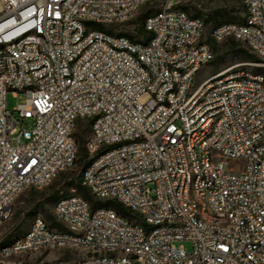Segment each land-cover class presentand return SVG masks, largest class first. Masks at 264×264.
<instances>
[{
	"label": "built area",
	"instance_id": "obj_1",
	"mask_svg": "<svg viewBox=\"0 0 264 264\" xmlns=\"http://www.w3.org/2000/svg\"><path fill=\"white\" fill-rule=\"evenodd\" d=\"M181 1L0 0V224L75 166L81 123L82 185L136 216L61 196L64 230L35 219L0 264H70L30 261L64 248L83 254L76 264H264V74L199 82L214 52ZM244 5V22L212 38L243 42L264 69V0ZM148 12V42L105 29ZM9 93L26 103L10 112Z\"/></svg>",
	"mask_w": 264,
	"mask_h": 264
},
{
	"label": "rangeland",
	"instance_id": "obj_2",
	"mask_svg": "<svg viewBox=\"0 0 264 264\" xmlns=\"http://www.w3.org/2000/svg\"><path fill=\"white\" fill-rule=\"evenodd\" d=\"M181 5H188L189 14L195 16L199 14L205 22L203 33V41L211 47L214 52V60L200 73L198 81L201 82L218 72L235 69H244L250 73H257L259 67L254 66L256 63L250 58L252 55L260 60V58L253 53L246 44L233 38H226L221 41H216L212 38L213 30L222 24L242 23L245 19L246 11L244 0H182ZM143 14L140 13L132 21L114 24L111 26L113 34L136 35L140 19ZM107 31L110 28H105ZM233 43L236 47L233 48ZM27 96L24 93L14 95L7 94L6 107L10 112H13L18 105L26 103ZM142 101L144 98L141 99ZM17 116L16 113H14ZM31 125V121H26V127ZM89 135V126L81 123L76 131V137L85 142ZM81 173V164L64 171L55 180L54 186H48L41 189H27L16 201L13 214L9 220L0 224V246L8 244L15 239L26 235L32 227L33 222L37 218H42L51 227L59 230H64V227L58 224L55 218V204L61 196L70 195L74 192L82 195L76 187L68 186L70 181H75ZM90 196L97 201H103L96 198L89 192ZM84 197V195H82ZM56 199V200H55ZM88 200V199H87ZM90 201V200H89ZM91 203V201H90ZM92 204V203H91ZM185 247L190 250L191 245L185 243ZM83 258V254L79 251L64 248L55 251H44L34 255L30 261H63L70 264H76ZM17 260H20L18 258Z\"/></svg>",
	"mask_w": 264,
	"mask_h": 264
},
{
	"label": "trees",
	"instance_id": "obj_3",
	"mask_svg": "<svg viewBox=\"0 0 264 264\" xmlns=\"http://www.w3.org/2000/svg\"><path fill=\"white\" fill-rule=\"evenodd\" d=\"M183 10L189 12V7L188 5H181L180 6ZM246 11V10H245ZM149 12L145 15H142L141 16V19H140V26H139V29L136 33V36L138 37H144V42H148L149 39L151 38V35L145 30V27H144V22H145V19L149 16ZM200 15L199 14H196L195 16L193 17H196L198 18ZM245 20V19H244ZM243 20V22H244ZM228 23H231V22H228ZM218 27V26H217ZM99 29L103 30V27H99ZM109 32H112V29L108 30ZM234 39V38H233ZM210 46L212 47L213 45L210 44ZM237 45L236 43H233L232 47L235 48ZM250 58L252 60H254L256 63H259L260 60L257 59L256 57L252 56V55H249ZM255 74H264V69H259L257 73ZM77 142L79 144V154H78V160L76 162L75 165H78V164H81V173L79 174V177L75 180V181H70L68 183V186H71V187H76L77 190L82 194L84 195V197L88 200L91 201L92 203V206L93 208H96V207H111V208H114L119 214H121L122 216H125V217H128V218H131V219H135L136 216L133 215L122 203L116 201V200H104V201H97V200H94L90 194H89V190L84 187L82 185V181H81V175H82V172L84 171V169L88 166V164L90 163V158H89V153L87 152L86 148H85V142H81V140H79L77 137ZM55 182V181H54ZM54 182L50 185V186H54ZM56 200V199H55ZM59 200V199H58ZM56 200V203L57 201Z\"/></svg>",
	"mask_w": 264,
	"mask_h": 264
}]
</instances>
